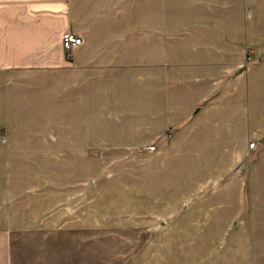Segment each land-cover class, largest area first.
<instances>
[{"label":"crops","instance_id":"crops-1","mask_svg":"<svg viewBox=\"0 0 264 264\" xmlns=\"http://www.w3.org/2000/svg\"><path fill=\"white\" fill-rule=\"evenodd\" d=\"M66 32L83 38L71 60ZM2 131L0 264L17 236L91 224L94 142L155 143L151 191H185L188 236L250 221L259 251L227 264H264V192L231 175L264 140V0H0Z\"/></svg>","mask_w":264,"mask_h":264},{"label":"rangeland","instance_id":"rangeland-1","mask_svg":"<svg viewBox=\"0 0 264 264\" xmlns=\"http://www.w3.org/2000/svg\"><path fill=\"white\" fill-rule=\"evenodd\" d=\"M253 61L247 54L244 64ZM1 134L6 136L5 131ZM167 136L172 137V132ZM251 142L256 143L248 158L251 169H234L231 175L245 182L239 196L260 198L264 171L254 168L264 155V140ZM147 144L127 149L94 142L86 157L87 169L93 171L90 207L86 208L91 224L13 238L14 264H227L232 256L243 257L238 253L243 246L254 257L260 244L251 235L250 221L236 223V237H229L227 231L213 238L188 236L191 232L179 221L184 208L179 194L185 191L173 193L172 200L154 197L147 147L156 144ZM75 166L84 167L83 162ZM219 188H214L218 194L224 189Z\"/></svg>","mask_w":264,"mask_h":264},{"label":"built area","instance_id":"built-area-1","mask_svg":"<svg viewBox=\"0 0 264 264\" xmlns=\"http://www.w3.org/2000/svg\"><path fill=\"white\" fill-rule=\"evenodd\" d=\"M83 42V38L80 35H77L73 32H66L62 35V46L65 50L67 59L71 60L73 56V50L75 47L81 45ZM0 141L5 142L6 137L1 134L0 135ZM256 143L250 142L249 148L253 149L255 148ZM149 151L155 150V146L147 147Z\"/></svg>","mask_w":264,"mask_h":264}]
</instances>
